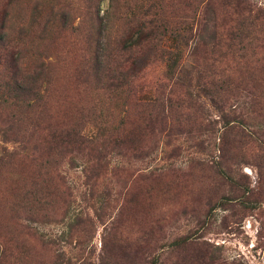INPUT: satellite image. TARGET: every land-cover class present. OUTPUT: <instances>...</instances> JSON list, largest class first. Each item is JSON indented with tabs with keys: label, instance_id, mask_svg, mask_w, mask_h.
<instances>
[{
	"label": "rangeland",
	"instance_id": "rangeland-1",
	"mask_svg": "<svg viewBox=\"0 0 264 264\" xmlns=\"http://www.w3.org/2000/svg\"><path fill=\"white\" fill-rule=\"evenodd\" d=\"M235 3L0 0V264H264V0ZM123 28L141 66L113 89ZM15 53L44 67L23 100Z\"/></svg>",
	"mask_w": 264,
	"mask_h": 264
},
{
	"label": "trees",
	"instance_id": "trees-1",
	"mask_svg": "<svg viewBox=\"0 0 264 264\" xmlns=\"http://www.w3.org/2000/svg\"><path fill=\"white\" fill-rule=\"evenodd\" d=\"M233 4V9H236L239 5L238 3H235L237 0H231ZM146 16V14H142V17ZM142 17H139L138 20H136V28L143 29L145 24L149 25L151 22H145ZM134 21V19H129L124 27L128 28L130 24ZM100 23V22H99ZM240 26L237 28L238 30ZM241 34L243 33L242 29L239 31ZM126 34V37L124 39L118 41V45L115 44L116 48V54H112V57H108L109 62L103 64L104 62L100 59L101 56H98L95 58V80L97 83L102 81V83H107V86L109 88H119L124 85L128 84V78L133 76L136 72L139 71V68L141 66V56H136V51H134L135 48H138L139 44L136 43H131L130 45H125L127 41L131 39V36H133L132 33L127 34V32L122 30L121 35ZM214 35L213 33H210L209 38H213ZM102 50V49H101ZM10 62L13 64V71L16 76H18L17 81L15 82L14 90H15V98L18 100H23V98L28 97V96H33L37 94L38 88L41 86L42 83V76L44 72V67L43 65H37L34 67V69L27 75L25 73L21 72L19 63H18V53L11 54L9 56ZM106 62V61H105ZM174 61L172 60L171 63H169V67H167V73L172 74L174 73L172 71V66H173ZM176 80V78H175ZM176 83V82H173ZM172 83V84H173ZM166 102L169 100V96L171 95L170 89L166 91ZM216 94V92H215ZM207 95H210V91L207 90ZM224 125H223V133L227 135V133H230L229 130L236 129L237 133H239L240 137L243 139H249L255 135L248 127H246V123H244L243 119H239V121L235 122V126H232L233 124H230V120H228L227 116H224ZM234 120V119H233ZM51 138L54 140H57L59 145H61V131L57 133L56 136L51 135ZM63 143H71L74 142L76 143L78 149H83L85 146H92L96 144V141L91 138V137H86L82 135L79 132H65L63 134ZM72 138L73 141H69L68 139ZM106 141V138L102 140L104 143ZM228 139L225 138L223 140L220 151L221 154L219 155V161L216 162L217 166H219L225 157L226 152H228L226 144H227ZM102 144V143H101ZM11 155V154H10ZM219 162V163H218Z\"/></svg>",
	"mask_w": 264,
	"mask_h": 264
}]
</instances>
